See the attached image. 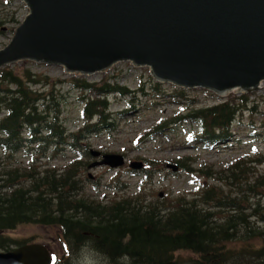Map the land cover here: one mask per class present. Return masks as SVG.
<instances>
[{"label":"trees","instance_id":"trees-1","mask_svg":"<svg viewBox=\"0 0 264 264\" xmlns=\"http://www.w3.org/2000/svg\"><path fill=\"white\" fill-rule=\"evenodd\" d=\"M59 82L31 69L22 73L6 67L0 70V232L27 223L58 226L67 251L74 254L57 256L54 264H74L73 259L81 260L84 253L99 258L97 264H264V214L259 202L248 203L259 194L258 187L264 186V175L248 163L264 164L263 157H239L218 176L214 165L201 164L198 169L193 167L196 161L192 157H179L175 166L180 171H199L222 180L227 187L237 186L239 191L233 196L225 187L202 182L192 197L170 193L164 201L136 193L96 199L80 192L78 172L86 165L80 158L72 157L62 168L43 169L32 161L38 157L27 166L14 159L19 153L29 156L32 151L44 157L50 146L56 145L58 150L59 144L84 155L78 143L85 134L82 131L96 133L112 125L107 92L132 96L127 87L72 77L67 85L83 93L79 99L83 103L81 115L87 121L79 133H70L63 116V98L55 92ZM244 98V94L233 101L225 98L186 119L161 121L148 134L196 120L201 124L199 138L225 140V133L244 109L238 100ZM126 114L127 109L119 111L115 119L121 121ZM259 114L264 117V112ZM261 125L264 128V118ZM146 167L137 173L144 182L153 178L152 169ZM254 174L262 176L253 180ZM11 242L0 233V249L10 250ZM182 251L192 254L183 257Z\"/></svg>","mask_w":264,"mask_h":264},{"label":"rangeland","instance_id":"rangeland-1","mask_svg":"<svg viewBox=\"0 0 264 264\" xmlns=\"http://www.w3.org/2000/svg\"><path fill=\"white\" fill-rule=\"evenodd\" d=\"M6 1L9 3H5ZM28 13L29 8L24 0H0V49L10 42L15 28ZM12 17L15 20L11 23L8 20ZM5 67L15 73L31 69L32 72L60 80L55 92L63 98L62 111L70 133H79L87 121L81 115L83 104L79 99L83 93L74 86L67 85L72 77H86L91 82L109 84L111 87H127L132 92V96L125 98L120 93L107 92L106 99L110 102L107 112L112 118L109 120L112 125L96 133L82 131L85 134L78 139V143L81 145L79 149L85 152L84 155L75 153L69 145L59 144L58 150L55 149L56 145L50 146L44 157L34 151L29 153V156L19 153L16 158L13 157L23 166H27L32 159L38 157V160H32L38 169L62 168L72 162V157L74 160L80 158L86 165L80 166L77 190L96 199L99 197L116 199L134 193L159 201H164L170 193L192 197L191 193L197 191L202 182L225 187L223 189L228 193L232 192L234 196L239 191V187H227L221 183L222 180H216V177L208 178L199 171L195 173L179 171L175 166V160L190 155L196 161L194 168L199 169L201 164L214 165V171H217L215 176H218L221 175L219 172L222 168L231 165L241 155L249 154V159H255L257 156L264 158V128L261 125L264 117L259 114L264 112V81L259 85L260 87L246 94L243 91L231 90L228 96L221 98L201 87L175 89L171 83L156 82L151 76L150 67L139 66L132 61L117 62L106 71L91 75L69 73L61 65H38L31 60H21ZM242 94L245 95L244 100L238 101L242 103L244 109L237 121L225 133L226 140L209 141L207 137L206 145L193 142L200 124L192 120L174 123L156 135L148 134L151 132L150 129L161 121L172 118L186 119L202 107L216 105L225 98L233 101ZM124 109H127L128 114L123 116V120L115 119L117 113ZM175 150L179 153H175ZM91 152H99L100 155L120 154L124 157V164L117 168L98 164L102 161V156H94ZM134 163H141L143 168L147 166L146 169H152L153 178L144 182L134 173L139 171L133 168ZM248 164L264 175V164H259L258 161ZM253 176V180L256 176L261 177L256 174ZM260 182L262 183L261 179ZM258 188L259 194L255 199L250 198L248 203L253 202V205H256L259 202V210L264 214V186ZM5 235L12 240L11 249H0V251H11L20 245L18 243L25 245L36 243L46 246L50 252L61 258L70 254L62 237V231L56 225L21 224L14 229H7ZM71 254L69 257H72ZM181 254L183 257H188L192 253L182 251ZM83 255L81 260H76L75 257L74 264H97L100 261L99 258L96 260L95 257L91 258L89 253Z\"/></svg>","mask_w":264,"mask_h":264},{"label":"water","instance_id":"water-1","mask_svg":"<svg viewBox=\"0 0 264 264\" xmlns=\"http://www.w3.org/2000/svg\"><path fill=\"white\" fill-rule=\"evenodd\" d=\"M24 1L30 12L0 49V69L31 60L91 75L132 61L164 82L223 95L264 80V0ZM123 158L104 154L98 164L119 167ZM0 264L53 260L35 243L0 251Z\"/></svg>","mask_w":264,"mask_h":264},{"label":"flooded vegetation","instance_id":"flooded-vegetation-1","mask_svg":"<svg viewBox=\"0 0 264 264\" xmlns=\"http://www.w3.org/2000/svg\"><path fill=\"white\" fill-rule=\"evenodd\" d=\"M6 231V230H5ZM5 231L4 230H2L0 233H2V234H5Z\"/></svg>","mask_w":264,"mask_h":264},{"label":"bare ground","instance_id":"bare-ground-1","mask_svg":"<svg viewBox=\"0 0 264 264\" xmlns=\"http://www.w3.org/2000/svg\"><path fill=\"white\" fill-rule=\"evenodd\" d=\"M205 144H207V143H205ZM176 152L175 153H179L177 150H175Z\"/></svg>","mask_w":264,"mask_h":264}]
</instances>
